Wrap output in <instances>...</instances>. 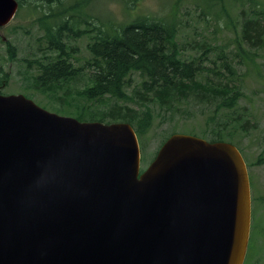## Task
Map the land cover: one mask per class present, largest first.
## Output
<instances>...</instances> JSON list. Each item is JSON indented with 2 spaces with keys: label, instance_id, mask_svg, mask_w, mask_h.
Returning <instances> with one entry per match:
<instances>
[{
  "label": "water",
  "instance_id": "obj_1",
  "mask_svg": "<svg viewBox=\"0 0 264 264\" xmlns=\"http://www.w3.org/2000/svg\"><path fill=\"white\" fill-rule=\"evenodd\" d=\"M19 10L0 0V28ZM129 123L81 122L0 93V264H244L240 150L173 134L140 171Z\"/></svg>",
  "mask_w": 264,
  "mask_h": 264
},
{
  "label": "trees",
  "instance_id": "obj_2",
  "mask_svg": "<svg viewBox=\"0 0 264 264\" xmlns=\"http://www.w3.org/2000/svg\"><path fill=\"white\" fill-rule=\"evenodd\" d=\"M17 1L19 10L37 5L47 10L37 19L43 33L38 53L23 62L27 70L37 72L31 75V88L57 96L62 107L53 111L72 113L81 122L129 123L141 139L154 121L155 111L149 103L180 111L178 105L193 101L208 111L205 128L211 136L202 135L203 139L240 148L235 137L248 134L250 118L236 113L245 98L239 72L245 69L244 73L264 79L257 62L264 58V0H194L202 6L203 14L225 19L232 33L230 50L195 43L191 50L196 54L185 56L188 48L177 42L179 27L174 18L145 16L110 29L82 20L98 30L89 36L88 57H81L79 47L72 45L86 32L78 27L82 21L75 14L61 10L64 0ZM75 9L78 6L70 11ZM6 47L8 59L16 61V46L8 42ZM210 52L214 58L209 57ZM134 77L139 79L136 85ZM82 78L87 80L85 87L76 91L75 98L67 97L70 91L62 93L65 97L57 95L69 82ZM10 80V72L0 65L1 94ZM130 103L138 104L139 109Z\"/></svg>",
  "mask_w": 264,
  "mask_h": 264
},
{
  "label": "rangeland",
  "instance_id": "obj_3",
  "mask_svg": "<svg viewBox=\"0 0 264 264\" xmlns=\"http://www.w3.org/2000/svg\"><path fill=\"white\" fill-rule=\"evenodd\" d=\"M74 11L72 8L77 7ZM57 6L54 5V8ZM67 9L69 15L75 14L79 21L85 20L94 25H105L110 29L116 25H126L137 18L145 16L156 17L176 21L179 29L177 42L186 46V55H194L196 52L191 50L195 43L208 44L210 46H227L231 49L232 33L225 25V19H218L211 14H203L201 5H197L194 0H64L61 10ZM45 8L37 5L34 8L24 7L18 10L15 18L5 27L0 28V65L11 74L9 85L2 90L3 95H25L33 100L40 107L57 113L59 115L77 118L69 112H55L53 109H60L62 106L57 96H48L32 89V74L37 72L27 70L24 61L31 55L38 53V40L43 35L37 19L45 12ZM47 11V10H46ZM236 14V11H232ZM80 30L86 32L79 40L72 43L79 47L81 57H88L87 45L89 36L97 31L92 25L88 26L83 21L79 24ZM14 44L17 48V60L10 61L6 44ZM70 44V43H69ZM186 50V48H184ZM202 55V51L199 52ZM40 56V54H37ZM210 58H214V52L209 53ZM261 65V73L264 75V58L257 59ZM240 71L239 81H241L242 92L245 98L240 103V109L236 111L249 116V132L239 138L235 137L239 149L247 163L249 174L252 178V209H253V230L254 236H259L257 248L251 250L252 260L246 264H264V79H259L253 73ZM30 78V81H29ZM134 85L139 82L134 77ZM86 79L69 82L63 92H58L62 97L64 92L70 91L67 97H76V91L85 87ZM131 93V92H130ZM133 108H138V104L130 103ZM154 109L155 116L152 128L145 136L139 139L141 149L140 171L144 172L156 158L158 151L164 141L173 133L202 135L209 138L211 135L205 128L207 113L201 105H196L193 101L178 108L180 111L168 110L167 106L162 109L157 102L149 103ZM70 110H73L70 108ZM184 111H189L184 112ZM206 115H205V114ZM206 131V133H205ZM207 138H204L208 140ZM261 229H263L261 231ZM260 233H257V232ZM257 251V252H256Z\"/></svg>",
  "mask_w": 264,
  "mask_h": 264
},
{
  "label": "flooded vegetation",
  "instance_id": "obj_4",
  "mask_svg": "<svg viewBox=\"0 0 264 264\" xmlns=\"http://www.w3.org/2000/svg\"><path fill=\"white\" fill-rule=\"evenodd\" d=\"M98 31V30H96ZM247 164V163H246ZM248 167V166H247ZM249 171V170H248ZM249 177H250V185H251V194L253 196V191H252V188H253V185H252V178L249 174ZM253 209H252V221H251V231H250V239H249V244H248V250H247V254H246V259H245V262L244 264H246L248 262V260H252V256H251V250L254 251L256 248H257V245H258V237L259 236H254V230H253ZM263 229H261L262 231ZM260 231V232H261ZM257 232V231H256ZM260 232H257V233H260ZM257 252V251H256Z\"/></svg>",
  "mask_w": 264,
  "mask_h": 264
}]
</instances>
